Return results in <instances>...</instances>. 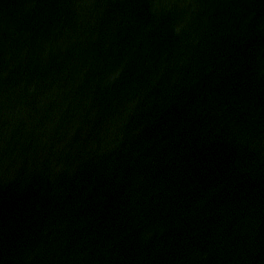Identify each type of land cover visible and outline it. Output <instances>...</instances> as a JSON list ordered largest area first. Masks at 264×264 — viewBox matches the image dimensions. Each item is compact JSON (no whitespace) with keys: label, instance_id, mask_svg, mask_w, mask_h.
<instances>
[{"label":"water","instance_id":"1","mask_svg":"<svg viewBox=\"0 0 264 264\" xmlns=\"http://www.w3.org/2000/svg\"><path fill=\"white\" fill-rule=\"evenodd\" d=\"M0 264H264V0H0Z\"/></svg>","mask_w":264,"mask_h":264}]
</instances>
